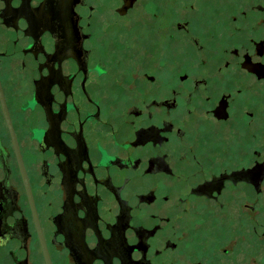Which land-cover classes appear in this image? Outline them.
I'll return each instance as SVG.
<instances>
[{
    "label": "flooded vegetation",
    "instance_id": "1",
    "mask_svg": "<svg viewBox=\"0 0 264 264\" xmlns=\"http://www.w3.org/2000/svg\"><path fill=\"white\" fill-rule=\"evenodd\" d=\"M0 0V264H75L31 66ZM87 0L100 128L141 264H264V0Z\"/></svg>",
    "mask_w": 264,
    "mask_h": 264
},
{
    "label": "water",
    "instance_id": "2",
    "mask_svg": "<svg viewBox=\"0 0 264 264\" xmlns=\"http://www.w3.org/2000/svg\"><path fill=\"white\" fill-rule=\"evenodd\" d=\"M128 16L130 0H99ZM87 0H30L28 58L75 264H141L100 128Z\"/></svg>",
    "mask_w": 264,
    "mask_h": 264
},
{
    "label": "rangeland",
    "instance_id": "3",
    "mask_svg": "<svg viewBox=\"0 0 264 264\" xmlns=\"http://www.w3.org/2000/svg\"><path fill=\"white\" fill-rule=\"evenodd\" d=\"M236 0H227L228 7H231L233 5V2ZM102 3L101 1H99ZM103 10H107L109 6L102 3ZM212 10V16L210 18L208 17L209 25L213 24L216 20H218V16H220V13H222L221 10H224V0H214V8H210Z\"/></svg>",
    "mask_w": 264,
    "mask_h": 264
}]
</instances>
